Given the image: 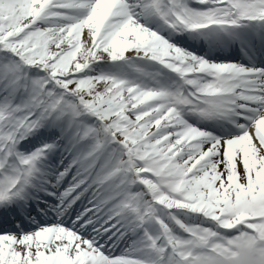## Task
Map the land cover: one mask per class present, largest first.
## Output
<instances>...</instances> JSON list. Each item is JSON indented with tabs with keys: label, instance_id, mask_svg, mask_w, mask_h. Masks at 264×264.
Segmentation results:
<instances>
[{
	"label": "snow or ice",
	"instance_id": "obj_1",
	"mask_svg": "<svg viewBox=\"0 0 264 264\" xmlns=\"http://www.w3.org/2000/svg\"><path fill=\"white\" fill-rule=\"evenodd\" d=\"M0 264H264V0H0Z\"/></svg>",
	"mask_w": 264,
	"mask_h": 264
}]
</instances>
